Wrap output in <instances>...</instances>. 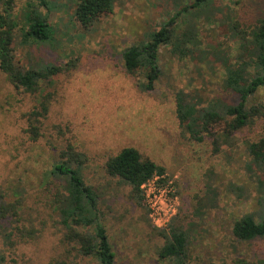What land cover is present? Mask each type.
<instances>
[{"label":"rangeland","instance_id":"1","mask_svg":"<svg viewBox=\"0 0 264 264\" xmlns=\"http://www.w3.org/2000/svg\"><path fill=\"white\" fill-rule=\"evenodd\" d=\"M13 1L19 15L28 4L35 5L53 31L48 43L28 47L22 46L18 32L16 61L25 69L52 63L65 70L41 90L52 92L53 98L45 138L38 142L29 139L25 118L35 98L16 89L0 70V191L20 206L19 216L7 223V230L34 231V237L13 236V245L0 235V264H100L66 241L59 216L50 206L46 175L67 143L88 158L85 180L99 196L115 264H175L160 258L165 239L154 230L144 202L105 170L110 157L129 147L164 167V181L175 185L176 216L186 219L190 233L188 264H264V239L242 242L232 234L238 219L260 209L256 178L264 182V174L247 172L251 158L246 148L264 137V118L227 144L216 128L217 151L211 138L197 143L184 133L175 104L180 89L199 94L204 105L216 98L231 100L218 58L236 57L239 42L231 24L256 26L264 19V0H214L210 9L182 13L194 0H119L113 13L89 28L76 20L80 0H44L47 8L40 0ZM171 20L178 35L188 32L197 39L199 50L182 59L170 46L163 47L161 78L153 91L142 92L137 82L143 75L126 73L122 53L147 42ZM257 105L264 106V87L248 101L249 107ZM208 184L217 191L218 207L198 219L197 200Z\"/></svg>","mask_w":264,"mask_h":264},{"label":"trees","instance_id":"2","mask_svg":"<svg viewBox=\"0 0 264 264\" xmlns=\"http://www.w3.org/2000/svg\"><path fill=\"white\" fill-rule=\"evenodd\" d=\"M117 1L119 0H80L76 20L83 28H89L103 15L113 13ZM213 2L214 0H194L190 6L183 7L181 13L208 7L210 9ZM0 5V70L16 89L35 98V106L25 113V118L29 139L38 142L45 138L44 125L51 112L53 98L52 92L41 90L44 84L51 85L52 79L65 69L52 63L29 69L21 67L14 51L16 34L21 33V44L28 47L48 43L53 36L52 27L47 16L33 4H28L21 15L14 13L13 0H0ZM40 5L47 8L44 0H40ZM173 22L174 20L169 21L152 33L147 42L133 45L122 53L126 73L131 76L138 73L143 75V79L137 82V87L142 92L153 91L161 78L159 56L163 47L170 46L172 53L182 59L194 56L195 50H199L200 43L197 39L188 32L178 35L172 26ZM231 28L239 42L237 55L232 58L225 54L218 58L224 73L225 90L232 96L231 100L216 98L204 105L199 94L188 93L184 89L175 94L176 116L184 133L197 143L211 138L217 151L220 139L216 128L221 129L225 135L224 143L227 144L246 127L254 125L256 119L264 118V106H248L250 97L264 87V19L251 28H242L238 22H232ZM75 61L70 62L71 67L75 66ZM246 150L251 158L246 166L247 172L252 174L257 170L264 174V137L249 143ZM56 158L46 175L45 183L49 189L50 206L52 208L53 204L59 216L66 241L77 246L83 257L94 258L100 264H115L116 255L101 221L99 196L85 180L84 171L88 163L86 154L74 144L67 143ZM105 170L110 177L129 185L138 202L144 201L142 185L155 177L162 178L166 173L164 167L132 147L124 148L110 157ZM259 177L256 178L259 211L238 219L232 229L235 239L242 242L264 239V182ZM237 190L241 192V188ZM217 207V191L208 184L205 195L197 200L195 216L201 219L208 211ZM19 212L20 206L11 203L8 195L0 191V235L10 245H13V236H20L21 239L34 237V231L21 228L8 232L7 223L18 217ZM186 223V219L179 215L172 219L167 230L153 227L165 239L159 254L161 259L171 260L175 264H188L191 242Z\"/></svg>","mask_w":264,"mask_h":264},{"label":"built area","instance_id":"3","mask_svg":"<svg viewBox=\"0 0 264 264\" xmlns=\"http://www.w3.org/2000/svg\"><path fill=\"white\" fill-rule=\"evenodd\" d=\"M164 177H155L141 187L149 220L158 230H167L177 215L175 185L170 181L165 182Z\"/></svg>","mask_w":264,"mask_h":264}]
</instances>
